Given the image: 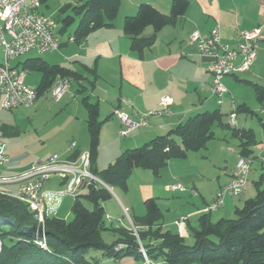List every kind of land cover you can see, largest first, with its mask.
I'll return each mask as SVG.
<instances>
[{
  "label": "crops",
  "instance_id": "1",
  "mask_svg": "<svg viewBox=\"0 0 264 264\" xmlns=\"http://www.w3.org/2000/svg\"><path fill=\"white\" fill-rule=\"evenodd\" d=\"M81 1L83 0H65L56 11L49 14L41 9L42 5L47 6L48 0L40 3L39 11L51 17L54 22V30L60 41L59 49L46 52L49 53L46 58L41 56L45 53L38 54L31 50L37 55L26 57L15 65L10 63L12 66L22 67L29 58H41L50 66L57 65L69 69L74 77L71 78L65 95L53 103L59 110L70 109L71 112L68 113L69 130L55 131V139L50 138L54 143L52 154L59 153L68 158L89 150L88 114L84 98L96 105L97 120L101 121L97 155L93 165L97 170L106 168L125 149L146 145L156 136L165 134L185 122L187 118L205 111L218 110L222 114L221 123L226 125L227 115L233 108L238 107L236 124L238 125V117L241 115V125L236 126L237 128L254 131L244 125L249 117H255L264 131V110H261L264 108V95L262 99H258L256 91L257 87L264 89V41L259 43L257 59L249 70L234 72L222 78L227 93L220 104L209 91L211 74L206 67L213 59L199 53L195 43L189 42L193 31L197 30L201 36L206 37L211 28L218 24L222 43L236 46L239 31L264 26V0H188L184 14L158 30L153 44L140 52L131 48L130 37L123 32L124 17L135 14L142 2L150 3L159 11L168 13L172 0H120L112 25L91 29L78 40L70 39L74 38L79 18L75 16L73 23L66 27L62 26V20L71 14L73 7ZM152 31V27L147 26L141 34L149 36ZM239 60L240 58H237L235 63ZM31 71L36 70H28V73ZM38 73L36 85L26 81L27 75L25 81L37 87L41 79V73ZM47 94L51 96L50 88L40 92L33 104L39 103V97ZM163 95H169L173 99L170 114L147 117V126L134 129L124 137L118 134L120 126L113 115L114 109H120L138 118L139 113L159 108ZM214 125L226 131L221 134L223 137L215 136L212 129ZM211 129L214 136L206 142L205 147L198 151H189L185 157L170 158L157 174L147 168H135L127 179L125 190L104 186L111 194L102 202L105 215L109 216L106 218V226H120L119 220L127 225L128 220L123 209H126L130 219L132 216L136 220L141 219L146 214L145 201L149 198H153L160 208L162 228L178 233L184 240L190 237L193 239L191 233L198 227L201 215L209 214L213 221L212 218L219 220L234 212L240 205L229 193L225 194L223 203L217 209L206 211V205L212 201L215 193L231 179L240 153L239 139L232 134L230 128L214 123ZM35 133L41 136L45 134L37 131ZM25 134L26 131H20L19 125L11 121L0 108V135L6 142L9 158L1 168L2 175L19 174L49 157L43 159L36 151L28 148ZM229 134L232 138H237L238 142L229 138ZM70 141H75L76 144L73 150L68 151L66 148ZM251 147L253 151L254 148L258 151L257 155L264 154V143L256 140ZM203 149L207 155L199 153ZM219 152L230 157L232 161L230 166L229 162H225L224 170L216 172L213 170L217 167L216 162L211 157ZM253 154L254 152L249 157ZM250 174H255L251 168L246 185L252 178ZM259 175L258 179L264 174ZM253 179L251 180L255 187L257 180ZM176 183H181L184 190L169 188ZM7 187L15 190L17 184ZM63 187L64 180L56 175L43 182L46 217L71 219V206L75 196L61 193ZM192 190L197 193L194 194ZM250 191L252 190H249V194L254 192ZM84 192L86 189L81 193ZM180 215L187 216L182 234L175 224ZM140 227L142 226H138ZM102 237L105 242L111 243L117 235L107 229L102 232ZM108 259L112 264H166L165 261L159 260L146 261L133 253L123 254L117 259Z\"/></svg>",
  "mask_w": 264,
  "mask_h": 264
},
{
  "label": "trees",
  "instance_id": "2",
  "mask_svg": "<svg viewBox=\"0 0 264 264\" xmlns=\"http://www.w3.org/2000/svg\"><path fill=\"white\" fill-rule=\"evenodd\" d=\"M45 0H40V3ZM120 0H83L75 5L72 13L62 20V26L79 18L74 39L84 37L91 29L112 25L117 15ZM188 0H172L168 13H163L147 2L138 5L133 15L123 20V32L130 37L131 48L142 51L153 44L156 33L163 26L173 23L184 14ZM151 26L149 36H142L145 27ZM21 68L36 70L41 79L36 87L37 95L50 88L55 80L74 78L69 69L49 65L41 58H29ZM257 98L262 99L264 89L257 87ZM87 109L89 131L90 170L108 186L125 190L127 179L135 168H147L157 174L172 157H185L189 151H198L214 136V123L230 128L239 139V156L250 158L256 140L253 131L247 128L221 123L218 110L197 113L185 122L158 135L143 146L125 149L106 168L94 169L97 155L101 121L97 120L96 105L83 99ZM238 107L235 108V112ZM76 156V155H75ZM73 156V157H75ZM251 159V158H250ZM110 192L101 184L90 185L86 192L75 196L71 206L70 220L46 217L44 231L38 229L36 216L27 205L7 195L0 194V264H98L88 256L89 249H100L103 257L119 258L133 253L144 259L143 246L148 260H162L166 264H264V175L255 182V193L234 210V217L211 221L209 214L199 218L197 228L192 230L193 243L187 244L182 236L161 226V213L153 198L145 201L146 214L141 219L131 217L137 235L127 226H106L102 202ZM84 200L92 203L89 209ZM110 229L116 235L111 243L104 241L102 232ZM38 242L44 244L41 246ZM118 243L124 247L115 249Z\"/></svg>",
  "mask_w": 264,
  "mask_h": 264
},
{
  "label": "built area",
  "instance_id": "3",
  "mask_svg": "<svg viewBox=\"0 0 264 264\" xmlns=\"http://www.w3.org/2000/svg\"><path fill=\"white\" fill-rule=\"evenodd\" d=\"M40 0H0V108L11 110L19 106L32 105L37 97L36 87L25 81L28 70L18 66H12L10 61L26 52L35 50L38 54L53 52L59 49L60 41L54 30V22L51 17L39 11ZM70 39H74L71 37ZM264 41V26L238 32L236 46L222 43L219 25H215L206 37L195 30L189 36V42L195 43L199 53L210 56L213 60L206 69L211 74L209 91L220 104L227 93L222 78L234 72H245L250 69L257 56L259 43ZM240 58L236 64L235 60ZM69 88L68 77H58L50 87L54 100H60ZM129 103L128 100H124ZM173 99L169 95L160 98V107L149 109L138 114L134 118L120 109H114L113 115L119 122L118 134L127 136L131 131L139 127L147 126V117L170 114V106ZM264 110V108H261ZM235 109L228 114V124H236ZM75 141L67 145L68 151L75 148ZM9 161L7 145L0 135V194L7 195L24 202L28 209L34 213L39 223L38 229L44 231V200L43 182L52 175H58L64 180L61 193L76 196L90 185L104 182L90 170L89 151H81L75 157H63L54 153L45 161L33 165L30 169L13 175H2L1 168ZM251 159L239 156L236 160L235 170L226 185L218 190L212 201L206 205V211L217 209L222 203L225 194L239 196L246 191L247 175L250 170ZM10 184H17L15 190L9 189ZM172 190H184L181 183L169 186ZM194 194L197 192L192 190ZM128 220L124 225L121 220L118 223L133 230L137 235L138 227L134 226L130 217L123 209ZM109 218L108 215H105ZM187 216L180 215L175 224L179 233H184ZM41 246L43 243L38 242ZM118 243L115 249L124 247ZM2 242L0 240V252ZM144 259L148 261L145 249L140 247Z\"/></svg>",
  "mask_w": 264,
  "mask_h": 264
},
{
  "label": "rangeland",
  "instance_id": "4",
  "mask_svg": "<svg viewBox=\"0 0 264 264\" xmlns=\"http://www.w3.org/2000/svg\"><path fill=\"white\" fill-rule=\"evenodd\" d=\"M64 1L65 0H48L47 6L42 5L41 9L49 14L51 12L56 11ZM48 54L49 53H45L42 54L41 56L43 58H46ZM36 55L37 54L35 51L26 52L25 54L20 55L15 59L11 60L10 63L12 65H15L17 62L24 60L26 57H31ZM38 79H39V73L36 71H31L30 73H28L26 81L33 85H36ZM38 101L39 103H35L30 106H26V107L19 106L11 110L2 109V111L3 113H6L8 117H10L11 121H14L19 125L20 131H26L25 136L26 139L28 140V145H29L28 148L36 151L39 154V156L45 159L52 154L54 143L50 140V138H52L53 140L55 139L54 138L56 133L55 131L67 132L69 130L70 126L68 123L69 122L68 113H70L71 111L70 109L59 110L58 107L56 108V105H53L54 98L48 94L40 96ZM240 119H241V115L238 117L239 120L238 125L235 124L233 126H239V124L241 125ZM227 122H228V115H227ZM216 125H214L212 129L215 131V136L217 138H221L223 137V135L221 134L226 133V131H222V129L218 128V126ZM244 126L253 128L255 139L258 142L264 143V131H262V125L260 124L257 118L249 117L247 123ZM35 131H37L38 133L44 132L45 134L44 136H41V134L37 135ZM229 138H232V135L229 134ZM232 139L238 142L237 138H232ZM205 151L206 150L203 149L199 153L203 155H207ZM253 152L254 154L251 157L252 163L250 164V168L251 171L252 170L255 171V174L254 175L252 174L253 176H251L250 174V177L254 178L255 180H258L260 176L259 174L260 173L264 174V154L261 156L257 155L258 151L255 148ZM211 158L214 160V162H216L215 164L217 167L216 169H213L216 172L223 171L225 162H229V166H230V162L232 161L230 157L224 156L223 153L221 152L214 153ZM251 179H249V182L246 185L248 192L239 196H234V201H236V203L240 206H242L246 198L254 195L255 187ZM249 190H252L254 192L252 194H249ZM83 202L85 206H87V208L89 209L92 208V203L90 201L85 200ZM234 215L235 213L232 211V213L226 215L225 218H232L234 217ZM70 218H72V215L70 216ZM212 220L215 221L216 219L212 218ZM185 241L187 244L190 245L193 243V239L191 237L190 239ZM88 256H90L92 259H96L98 261V264H112L108 258L102 256V251L100 249L98 250L89 249ZM159 261L162 260L159 259ZM191 264H201V263L198 261H194ZM209 264H214V263H209Z\"/></svg>",
  "mask_w": 264,
  "mask_h": 264
},
{
  "label": "water",
  "instance_id": "5",
  "mask_svg": "<svg viewBox=\"0 0 264 264\" xmlns=\"http://www.w3.org/2000/svg\"><path fill=\"white\" fill-rule=\"evenodd\" d=\"M104 185H105L106 187H108V185H107V184H105V183H104Z\"/></svg>",
  "mask_w": 264,
  "mask_h": 264
}]
</instances>
